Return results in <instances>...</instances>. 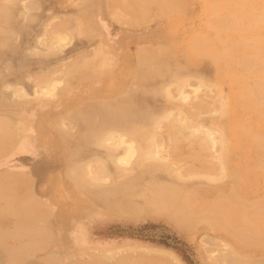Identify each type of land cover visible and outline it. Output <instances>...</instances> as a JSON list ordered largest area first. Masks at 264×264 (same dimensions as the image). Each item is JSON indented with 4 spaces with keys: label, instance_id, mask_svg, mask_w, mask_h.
I'll list each match as a JSON object with an SVG mask.
<instances>
[{
    "label": "rangeland",
    "instance_id": "obj_1",
    "mask_svg": "<svg viewBox=\"0 0 264 264\" xmlns=\"http://www.w3.org/2000/svg\"><path fill=\"white\" fill-rule=\"evenodd\" d=\"M115 13L122 19L114 20ZM102 38L109 48L104 47L103 41L101 43ZM259 43H264V0H0V126L10 125L11 128L6 127L7 134L0 135V150L4 148L0 151V191L3 189L0 194V264H12L16 252L13 248L15 253H9L7 248L16 246L25 249L20 255L22 264H93L95 260L96 264L105 261V264H230L231 256L225 254L228 263L220 253L223 248L245 263L264 259L261 252L264 244L240 241L228 226L204 213L223 196L226 197L222 198L221 202L226 203L223 205L235 208L264 204V140L258 142L252 135H264V108L256 98L251 100L259 106L251 104L240 90L243 80L230 81L225 74L228 67L219 59V53L228 47L235 52L233 56L256 59L260 56L256 48ZM102 47L106 51L104 54ZM96 48L97 51L100 48L103 55L96 54ZM145 50L150 54L146 55ZM95 55L98 56L93 65L102 61V66L98 65L106 66V71L109 69L101 76L94 75L91 70L90 62L95 60ZM157 58L170 66V72L160 78L156 71L162 63L156 64L154 59ZM74 63L75 67L70 69ZM148 64L153 66V72L152 66L148 70L144 68ZM139 66L146 73H152L142 76ZM76 69L82 70V76L77 73L80 79L74 73ZM84 69H89L88 74ZM234 69L236 71L237 67ZM83 74L89 78H83ZM91 75L94 77L90 78ZM76 78L79 80L74 83ZM129 86L133 89L154 86V99L150 88L149 96L142 93L147 89L138 92L140 100H147L149 108L161 121L157 123L159 129L156 126L152 133H156L157 138L161 136L163 141L161 137L156 139H161L159 150L156 148L147 157L148 162L165 158L164 162L170 166L169 170L161 169L153 176L146 173L139 179L140 184H135L143 188H152L158 181L175 184L178 188L175 196L185 206L162 204L160 207L154 203L150 209L136 207L134 214L111 215L106 211L107 206L99 202L105 196H102L105 188L109 190L118 180L120 183L128 178L135 179L145 166H137L139 150L128 151L132 141L121 134L122 130H113L114 135H110L116 137L106 136L102 146L81 139L79 134L83 131L78 108L88 102L106 101L117 89H129ZM75 109L78 111L73 113ZM197 110L200 118L189 114ZM70 112L75 121L71 115L69 118ZM178 118L185 119L184 123L177 121L186 133L181 131L182 139L174 124ZM186 121H191L193 126L185 128ZM172 124L175 126L171 128ZM61 129L70 134L64 132L66 136H63ZM204 130L211 134L208 132L205 136ZM195 133L200 138L191 137ZM169 134H179L176 138L172 136L177 139L175 144ZM207 136L213 141H205V144ZM118 137L127 143L117 144L121 140ZM185 137L189 140H184ZM85 142L89 144L84 145ZM132 144L135 148L136 142ZM77 147L81 148V153L77 151L72 157L71 151ZM109 147L115 150V155L111 153L114 155L112 161L107 157ZM66 150L71 151L67 154ZM151 154L156 155L155 159ZM78 161L82 162L79 163L81 167L83 164V168L88 167L90 173L86 172L91 178H74L72 170L79 169L74 167ZM119 170L121 176L118 174L119 179H116L115 173ZM108 171L111 173L107 174ZM233 174L235 177L231 179ZM129 179L127 181H132ZM88 180L91 188L90 184L83 186L92 189L90 194L86 188L77 187L78 182L83 184ZM208 182L211 183L208 185ZM99 188L103 189L101 195L96 194ZM142 192L136 193L133 200L144 205ZM144 194L150 193L145 191ZM183 197L187 198L186 203ZM27 206L30 211L37 212L33 214L32 211L31 216L35 215L36 221L30 220L27 214L18 217L19 207ZM189 216L191 218L187 219ZM41 225L42 230L45 227L46 234L53 237L39 239L41 245L39 241L31 244L27 238L28 229L35 226L41 229ZM15 229L18 237H15ZM233 257L231 264H238Z\"/></svg>",
    "mask_w": 264,
    "mask_h": 264
},
{
    "label": "bare ground",
    "instance_id": "obj_2",
    "mask_svg": "<svg viewBox=\"0 0 264 264\" xmlns=\"http://www.w3.org/2000/svg\"><path fill=\"white\" fill-rule=\"evenodd\" d=\"M156 1V0H155ZM146 2H147V0H146ZM141 3V2H140ZM139 3V4H140ZM153 4H155L154 3V1H153ZM152 4V5H153ZM115 5V4H114ZM135 5H136V2H135ZM113 6V5H112ZM139 6V5H138ZM114 7H116V6H114ZM111 8V7H110ZM129 8H130V6H129ZM133 8V7H132ZM131 8V9H132ZM131 9H130V11H131ZM145 9V8H144ZM112 10V9H111ZM148 10V9H147ZM109 11H110V9H109ZM114 11H115V9H114ZM114 11H110V12H113L114 13ZM126 11V10H125ZM116 12V11H115ZM128 12V11H127ZM126 12V13H127ZM148 12V11H147ZM112 13V14H113ZM117 13V12H116ZM115 13V15L113 16L112 15V18L113 17H115L114 18V20H121L122 19V17L120 16V15H118V14H116ZM157 13V12H156ZM111 14V13H110ZM125 14V13H124ZM130 15V14H129ZM126 16H127V14H126ZM145 16V15H144ZM87 19V18H86ZM137 20V19H132V18H129V20ZM145 19V18H144ZM113 20V19H112ZM82 21H84V20H82ZM63 28V27H62ZM58 29H59V27H58ZM64 29V28H63ZM98 31V30H97ZM94 32V31H93ZM98 34V33H97ZM96 37H98V36H96ZM56 38V37H55ZM53 40V39H52ZM98 41H100V40H98ZM104 42V47L106 48V47H108V44H106V42H105V40H103V38H102V40H101V43L103 44V42ZM100 43V44H101ZM100 44H98V45H100ZM107 45V46H106ZM104 47H102V51H103V54H104V52H106L105 51V49H104ZM100 48H101V45H100ZM100 48L98 49V51H97V48H96V51H97V53L96 54H98V55H103L102 54V51L100 50ZM109 48V47H108ZM149 49H150V47H148ZM256 48H257V50H258V52L260 53V56L258 57V58H256V59H252V58H248V57H246V58H244V57H238V56H233V53H235L234 51H232V49L231 48H224L220 53H219V59L221 60V62H223L227 67H228V70H226L225 72V74L230 78V81H234V82H238V81H240V80H243L242 81V87H241V92L244 94V95H246L250 100L252 99V98H256V100H258V103H260V106L261 107H263L264 108V58L262 57V54H263V52H264V43H259V44H256ZM147 49V48H146ZM163 49V48H162ZM111 50V49H110ZM152 50V49H151ZM95 51V52H96ZM141 51V50H140ZM147 50H145V51H143L144 53H146V55H147V53H149V51L148 52H146ZM108 52V51H107ZM143 52H141V54H143ZM166 52V51H165ZM94 53V52H93ZM163 53H164V51H163ZM168 53V52H167ZM150 54V53H149ZM149 54H148V56H149ZM166 54V53H165ZM98 55H95V56H93L94 58L96 57V56H98ZM139 55H140V52H139ZM161 56H162V54H160ZM87 57V56H86ZM93 57H91L90 59L92 60V59H94ZM103 58V56H99V58ZM83 58L85 59V56H83ZM88 58H89V56H88ZM98 58V57H97ZM100 58V59H101ZM146 59H147V57H146ZM146 59L144 60V61H146ZM165 59H166V57H165ZM82 60V59H81ZM80 60V61H81ZM86 60H87V58H86ZM104 60H106V59H104ZM152 61H154L156 64H160V63H162L164 60H162L161 58H157V59H151ZM85 61V60H84ZM96 61V58H95V60L94 61H92V62H90L92 65H93V62H95ZM140 61V60H139ZM156 61H158V62H156ZM138 62V61H137ZM142 62V61H141ZM140 62V63H141ZM165 62H166V60H165ZM82 63V65L84 66L85 64H83V62H81ZM85 63V62H84ZM97 64H95L96 65V68L94 67L95 65H93L92 66V68H91V70H93L94 71V75H100V74H102L103 72H105V73H107L108 71H109V69H108V71H106L107 69V67L106 66H103V67H101L102 66V64H100V63H103L102 61L101 62H99L98 63V61L96 62ZM145 63V62H144ZM179 63V62H178ZM77 64V63H76ZM87 64L89 65V63L87 62ZM98 64H100V65H98ZM143 64V63H142ZM142 64H140V65H142ZM166 64V63H165ZM168 64V63H167ZM180 64V63H179ZM112 65V64H111ZM75 67V63H74V65H72L71 67L69 66V68L71 69L72 67ZM98 66V67H97ZM150 64H148V67L146 66V67H144L145 69H149L150 67ZM179 66V65H178ZM177 66V68H179ZM221 66V65H220ZM219 66V67H220ZM237 67V70L235 71V69H234V67ZM78 67V66H77ZM82 66H80V69H83V68H81ZM85 67V66H84ZM86 67H87V65H86ZM93 67L95 68V69H93ZM101 69H100V68ZM106 67V68H105ZM141 67H143V65L141 66ZM141 67L139 66V70L138 71H141L140 73H146V70L143 68V70H145V71H143V70H141ZM68 68V69H69ZM89 68V67H88ZM152 68V69H151ZM150 68V70L152 71L153 70V66ZM173 68H175V67H173ZM173 68H172V70H173ZM86 69H84V71H85ZM66 71H67V76H69L68 75V71L69 70H67L66 69ZM82 70H75L74 71V73L76 72V75L78 76V74L77 73H80L79 75L80 76H82V72H81ZM70 72H71V70H70ZM88 72H89V69H88V71L86 70V73L88 74ZM149 71H147V73H148ZM153 72V71H152ZM152 72H149V73H152ZM170 72V66H167V65H164V63H162L161 65H160V67H158L157 68V71H156V73H157V76H159V78L162 76V75H165L166 76V74H168ZM74 73H72V74H74ZM84 74H85V72H83ZM139 73V74H140ZM146 73V74H147ZM69 74H71V73H69ZM84 74H83V76H84ZM90 74V73H89ZM92 74V75H93ZM137 74V73H136ZM141 74V75H142ZM171 74V73H170ZM250 74H251V76H250ZM91 75V76H92ZM145 74H143L142 76H144ZM148 75V74H147ZM248 75V76H247ZM73 76V75H72ZM80 76H78L79 77V79H80ZM101 76V75H100ZM244 76H247V77H244ZM75 76H73V78H74ZM94 76H92V77H90V78H93ZM164 77V76H163ZM163 77H162V79H163ZM70 78V77H69ZM83 78H89V76L88 77H83ZM144 78V77H143ZM172 78L173 79H175L176 77H175V75H174V77L172 76ZM70 79H72V78H70ZM79 79H77L76 78V80H74V83H76L77 82V80H79ZM85 79H83V80H85ZM145 79V78H144ZM138 81V79H137V77L135 78V81ZM164 80V79H163ZM72 81V80H71ZM178 81V80H177ZM139 82H141V81H139ZM68 84H69V81L67 82ZM132 83H134V81L132 82ZM136 83V85H137V82H135ZM140 85V84H139ZM142 85V84H141ZM141 85L139 86V87H141ZM162 85V84H161ZM164 85V84H163ZM130 87V86H129ZM134 87V86H133ZM136 87V86H135ZM154 86H152V87H149L150 89H152ZM161 88H162V86H160ZM122 88H124V86L122 87ZM132 87H130L129 89H125V90H122L121 88H119V89H117L115 92H114V94L109 98V99H105L106 101H94L93 103H90V102H88V103H86V104H84V106H80V107H82V108H78L79 109V118H80V121H81V126H82V131L83 132H81V134H79L80 136L82 135V137H81V139H85V140H90L91 141V143L90 144H92V142L94 141L96 144H97V146H102V145H100V144H102L103 142H104V140H105V137L106 136H108L109 138H111V137H116V136H113L114 135V132L115 131H113V130H118V132L120 131V130H122V131H124V133L121 131V134L123 135H127L128 136V139H130L132 142H136V146H135V148H134V145L132 144V142H131V146H130V144H129V146H127L126 145V147H129L128 149V151H130V152H132V151H134V150H136V148L139 150V152H138V150H136L137 152H138V156H140L139 158V160L138 159H136V160H138V161H140L139 163H138V167L139 166H145V170L142 172H140V176H138V175H136L135 173V175H136V177H135V179H134V177L133 178H131V179H129V180H132V181H127V180H123L122 182H120L119 183V181L120 180H118V182L116 181V184L114 185V186H112V188H109V190L107 189V191H106V188H105V191L102 189V188H99V189H97V191H98V193H96L97 195H101V193H102V190H103V192H106L105 194L103 193V195L102 196H104V197H102L103 199H102V201H100L99 200V202L100 203H103L104 205H106L107 207V209H106V211L109 213V214H111V215H116V214H129V213H135V208L137 207V208H140V207H142V208H149V207H151V205L152 204H154V203H157V205H159L160 207H161V205L163 204V205H167V206H174V207H177V206H185V204H182V203H180L179 202V200L176 198V196H175V194H176V191H177V186L175 185V184H172V183H161L160 181H158L157 183H153L154 185L152 186V188L151 187H147V188H143V187H140L138 184H140V181H139V179H141V178H143V176L147 173L148 175H150V176H153V175H155L154 173L155 172H160L161 171V169L164 171V170H169L170 168V166H169V164H167V162L165 161L164 162V159H162V158H160V159H162V161L161 160H153L154 162H152V161H150V162H148V160H149V157H147L152 151H154L156 148L158 149V144L161 142V139H162V141H163V138L161 137V139L158 141V140H156V139H159V138H157V136H156V133H155V135L152 133V131H156V129L158 128L159 129V124H157L158 122H159V120L157 119V116H156V114H155V112L154 111H152L150 108H149V103L147 102V100L145 101L144 99L143 100H140L141 98H139V91H143V90H146L145 92H142L143 94H145L146 95V93H147V91H148V89L149 88H146L145 89V87L143 88V89H140V88H137L136 87V89H131ZM142 88V87H141ZM161 88H159V90L161 89ZM157 89V86L155 87V90ZM163 89V88H162ZM158 90V91H159ZM167 90V89H166ZM151 90H149V92H150ZM148 92V93H149ZM152 92H153V89H152ZM157 92V91H156ZM162 92H164V91H162ZM137 93H138V95H137ZM147 93V94H148ZM158 93H160V92H157V94ZM152 94H154L153 95V99H154V96H155V93L153 92ZM152 94H150V95H152ZM243 95V96H244ZM39 95H37V97H38ZM144 96V95H143ZM142 96V97H143ZM148 96H149V94H148ZM145 97H147V96H145ZM135 98V99H134ZM157 98V97H156ZM148 99H149V97H148ZM252 101V103L251 104H254V106H256V105H258V103H255V100H251ZM145 102H147V103H145ZM155 104V103H154ZM199 105H201V102H200V104ZM198 104H197V106H199ZM259 106V105H258ZM202 107V106H201ZM163 108V107H162ZM225 109H226V107H224ZM78 109H75V110H73V113H74V111H78ZM199 109H201V108H199ZM203 109V108H202ZM225 109H222V110H225ZM198 111L199 110H197V112L195 113V112H192V113H189V114H196V116L198 117V118H200L198 115H197V113H198ZM160 112H162V110L160 111ZM222 113L224 112V111H221ZM72 114V112H70V114H69V118H71V117H73L74 118V116H72L71 115ZM162 114H163V112H162ZM161 114V115H162ZM70 115H71V117H70ZM161 115H160V117H161ZM155 116H156V118H155ZM159 116V115H158ZM159 117V118H160ZM189 117H190V115H189ZM192 118V117H191ZM161 119V118H160ZM187 119V118H186ZM61 121H62V118L60 119ZM76 119L74 118L73 119V121H75ZM185 120V119H184ZM182 121V120H180V118H178L177 120H176V122H174V124H176V126L175 125H171V128L173 127V126H175V128H177L179 131H180V138H181V133L182 132H184V131H182L184 128H182L181 129V127L179 126V123H177V121L178 122H180V121H182L183 123L185 122V121ZM195 120V119H194ZM197 120H199V119H197ZM199 121H201V119L199 120ZM198 121V122H199ZM59 122V121H58ZM161 122V121H160ZM159 122V123H160ZM198 122H197V124H198ZM193 123H195V122H193ZM55 124V123H54ZM64 124V123H63ZM77 124V123H76ZM186 124H188L187 125V127H185V128H189V126H190V128L193 126V124H192V122L191 121H186ZM196 124V123H195ZM196 124V125H197ZM214 124V123H213ZM0 125H1V123H0ZM79 125V124H78ZM201 125L203 126V124L201 123ZM156 126H158L157 128H156ZM216 126V125H215ZM7 128L9 127V129L11 130V128H10V125H8V126H6ZM6 127L4 126V125H2V126H0V135L3 133H5V131H8V129H6ZM196 127V126H195ZM211 127H212V124H211ZM78 128H79V126H78ZM175 128H173V129H175ZM198 128H200V127H198ZM213 128V127H212ZM214 129H215V127H214ZM27 130V129H26ZM161 130V129H160ZM186 130V129H185ZM188 130V129H187ZM191 130V129H190ZM203 130V129H202ZM217 130V129H216ZM61 131H62V129H61ZM179 131L177 132V131H175V132H177V133H179ZM182 131V132H181ZM201 131V130H200ZM220 131V130H219ZM59 132H60V130H59ZM64 132L65 131H62L61 133H63V136L66 134V132H65V134H64ZM78 132V131H77ZM76 132V133H77ZM187 132V131H186ZM208 130H207V133H206V131L204 130V133H205V136L208 134ZM79 133V132H78ZM111 133H113V135H110ZM185 133V132H184ZM190 133V132H189ZM210 134H211V132H209ZM5 134H7V133H5ZM13 134V132H11V134H10V132H9V135H12ZM68 134H70L69 132H67V134L66 135H68ZM120 134V135H121ZM183 134V133H182ZM186 134V133H185ZM201 134V133H200ZM14 135V134H13ZM65 135V136H66ZM79 135H77V136H79ZM123 135V136H124ZM170 136V138L172 139L173 137L174 138H176V136L177 137H179L178 135L179 134H177L176 136H173L172 134H169ZM190 135V134H189ZM197 135H199V134H197ZM196 135V133H195V136H191V137H194V138H196V137H199V136H197ZM203 136H204V134H202ZM253 135V137H257V141L259 142V141H262V140H264V135H261V134H252ZM5 136V135H4ZM84 136H85V138H84ZM111 136V137H110ZM127 136H126V138H127ZM173 136V137H172ZM204 136V137H205ZM68 137V136H67ZM72 137V136H71ZM107 137V138H108ZM73 138V137H72ZM71 138V139H72ZM119 138V137H118ZM126 138H124V139H126ZM168 138V137H167ZM166 138V139H167ZM170 138H168V139H170ZM172 139V142H173V144H175V141L177 140V139ZM200 138V137H199ZM211 138H213V135H212V137ZM4 139V138H3ZM7 139V138H6ZM119 139H121V140H119ZM118 140V142H117V144L119 143H124L123 145H125L127 142L125 141V140H122V137H120ZM182 139V138H181ZM180 139V140H181ZM214 139V138H213ZM111 140H113V139H111ZM175 140V141H174ZM184 140H189L188 138H186L185 137V139ZM196 140V139H195ZM198 140V139H197ZM201 140V139H200ZM78 141V140H77ZM115 141V140H114ZM168 142H171V140H167ZM205 141H213V140H210L209 139V137L207 136L206 138H205V140L203 141V143H205ZM75 142V141H74ZM89 142V141H88ZM116 142V141H115ZM114 142V143H115ZM187 142V141H186ZM194 142V141H193ZM177 143H178V141H177ZM208 144H209V142H207ZM211 144L210 145H212V142H210ZM85 144H89V143H87V142H85L84 143V145ZM191 144H193L192 142H191ZM199 144V143H198ZM197 144V145H198ZM206 144V143H205ZM208 144H207V146H208ZM114 145V144H113ZM121 145V144H120ZM161 145H163L162 143H161ZM209 145V146H210ZM89 146V145H88ZM114 146H116V144L114 145ZM206 146V147H207ZM208 146V148L209 149H211L212 147H209ZM79 147H81V146H79ZM79 147H77V149H74L73 148V151H71V150H69V151H65L66 153L67 152H70L71 151V156L73 157V155H75V153H77V151H79L78 153H81L80 152V149L81 148H79ZM123 147V146H122ZM125 147V146H124ZM191 147V146H190ZM79 148V149H78ZM118 148V147H117ZM134 148V149H133ZM200 148V147H199ZM226 148V147H225ZM4 150V148H2L1 147V150ZM84 149H85V147H84ZM88 149V148H87ZM110 149V147L108 148V150ZM127 148H125V150H126ZM171 149V148H170ZM208 149V150H209ZM224 149V148H223ZM0 150V151H1ZM111 150H112V152H111ZM111 150H109V154L107 155V157L109 156V158L111 159V161H112V158H113V156L115 155V150H114V148L112 147V149ZM159 150V149H158ZM114 151V152H113ZM192 151V150H191ZM210 151V150H209ZM212 151V150H211ZM158 152V151H157ZM221 152H222V150H221ZM111 153H113V154H111ZM126 153V152H125ZM127 153H129V152H127ZM154 153V152H153ZM152 153V154H153ZM214 153V152H213ZM68 154V153H67ZM106 154H107V151H106ZM131 154V153H130ZM150 155V157L151 156H153V155ZM155 154V153H154ZM157 154V153H156ZM211 154H212V152H211ZM3 155V154H2ZM189 155V154H188ZM188 155H186V156H188ZM119 156V155H118ZM127 156V155H126ZM156 156V155H155ZM155 156H153V158L155 159ZM198 156V155H197ZM219 156V155H218ZM221 156V155H220ZM98 157V156H97ZM128 157H131V156H128ZM193 157V156H192ZM191 157V159H193ZM201 157V156H200ZM108 158V159H109ZM152 158V157H151ZM159 158V157H158ZM157 157H156V159H158ZM199 158V157H198ZM203 158V157H202ZM219 158V157H218ZM115 159H116V157H115ZM126 159V158H125ZM124 159V160H125ZM223 161L225 160V157H222L221 158ZM71 160V159H70ZM73 160V159H72ZM84 160V159H83ZM82 159H81V161H83ZM113 160H114V158H113ZM121 160V159H120ZM122 160H123V158H122ZM129 160V159H128ZM147 160V161H146ZM151 160V159H150ZM195 160V159H194ZM208 160H210V163H211V159H208ZM215 160V159H214ZM81 161H78V164L80 163V164H82V162ZM85 161V160H84ZM98 162H99V160H97ZM116 161H118V160H116ZM115 161V162H116ZM127 161V160H126ZM217 161V160H216ZM219 161V160H218ZM222 161V162H223ZM87 162V161H86ZM120 162H123V161H120ZM119 162V163H120ZM206 162H207V160H206ZM84 163V162H83ZM88 163V162H87ZM90 163V162H89ZM88 163V165L90 166V164ZM119 163H117V164H119ZM145 163H148V164H145ZM194 163V162H193ZM218 163V162H217ZM77 163L74 165V167L76 166H78L79 167V169L78 170H75L74 169V167H72L74 170H72V171H74L75 173H74V178L77 180V179H80V177H81V179L83 180V178L82 177H85L86 179H88V178H91L90 176L88 177V174L90 173V172H88V171H90V170H87L88 169V167L86 166V168H83V166H85V164H83V166L81 167V165L79 166ZM115 164V163H114ZM137 164V163H136ZM208 164V163H207ZM215 164H216V162L215 163H213V166H214V168H215ZM219 164V163H218ZM220 165H221V162H220ZM222 165H223V163H222ZM93 166V165H92ZM135 166V165H134ZM192 166V165H191ZM194 166V165H193ZM219 166V165H218ZM75 167V168H76ZM81 167V168H80ZM96 167V166H95ZM101 167H103L102 166V164H101ZM137 167V168H138ZM146 167H148V168H146ZM189 167V166H188ZM222 167H224V166H222ZM90 168V167H89ZM117 168H118V166H117ZM122 168V167H121ZM131 168H132V166H131ZM143 168V167H142ZM193 168V167H192ZM217 168V167H216ZM225 168V167H224ZM70 169V171H71V168H69ZM68 169V170H69ZM102 169V168H101ZM100 169V170H101ZM144 169V168H143ZM227 169V168H226ZM109 170V169H108ZM117 170V169H116ZM172 170V169H171ZM184 170V169H183ZM186 170V169H185ZM195 170V169H194ZM88 172V174H87V172ZM95 171V170H94ZM120 171L121 170H119V173H115V175H116V177L118 176V174H119V176H121V173H120ZM130 171H132L131 169H130ZM135 171V170H134ZM181 171V170H180ZM101 172H102V170H101ZM105 172V171H104ZM110 171H108L107 172V174H110L109 173ZM124 172V171H123ZM187 172V171H186ZM210 172V171H209ZM225 172L227 173V171L225 170ZM103 173V172H102ZM125 173H127L126 171H125ZM189 173H190V171H189ZM193 173V172H192ZM222 173H224L223 171H222ZM225 173V174H226ZM133 174V175H134ZM176 174V173H175ZM191 174V173H190ZM202 174V173H201ZM228 174V173H227ZM236 174V173H235ZM235 174H233L232 175V177H231V179L233 178V176L235 177ZM99 175V174H98ZM183 175V174H182ZM209 175V174H208ZM112 176H113V173H112ZM118 176V177H119ZM175 176V175H174ZM176 176H177V174H176ZM180 176V175H179ZM88 177V178H87ZM97 177V176H96ZM104 177V176H103ZM116 178V179H119V178ZM145 177V176H144ZM206 177V176H205ZM73 178V179H74ZM113 178V177H112ZM179 178V177H178ZM216 178V177H215ZM5 180H6V178H4ZM8 179H10L9 177H8ZM16 179V178H15ZM14 179V180H15ZM80 179V180H81ZM85 179V180H86ZM126 179V178H125ZM152 179V178H151ZM188 179V178H187ZM213 179H214V177H213ZM92 180V179H91ZM99 180V179H98ZM9 181V180H8ZM74 181V180H73ZM89 181L90 180H88L87 182L88 183H86V182H83V184H81V183H79L78 181V183L77 184H79V186H77L78 188H80V187H83V188H86V187H84L83 185H85V186H87V184H90L89 183ZM134 181V182H133ZM153 182H154V180H152ZM205 181V180H204ZM211 181V180H210ZM216 181H218V180H216ZM227 181V180H226ZM231 181V180H230ZM135 182H138V184H135ZM179 182V181H178ZM206 182H207V180H206ZM222 182V181H221ZM7 183V182H6ZM184 184H185V182H183ZM209 183H211V182H208V185H209ZM75 184H76V182H75ZM191 184V183H190ZM99 185V184H98ZM186 185V184H185ZM195 185V184H194ZM88 186H90L89 188H91V184L90 185H88ZM87 186V187H88ZM96 186H97V184H96ZM201 186V185H200ZM203 186V185H202ZM81 189V188H80ZM101 189V191L99 192V190ZM84 190V189H83ZM87 190H89V189H87L86 188V192L88 193L89 192V194L91 193V190H89V191H87ZM3 191V190H2ZM85 191V190H84ZM110 191H112V192H110ZM139 191H143L144 193H145V191H146V193L147 192H149L150 194H144L143 192V196H141L142 197V199L144 200L143 202H144V205L143 204H141V203H139V202H135L133 199H134V197L133 196H135L136 195V193H138ZM1 192V191H0ZM108 192V193H107ZM110 192V193H109ZM180 192V191H179ZM2 193V192H1ZM95 193H93V194H95ZM232 193V192H231ZM179 194V193H178ZM177 194V195H178ZM92 195V194H91ZM231 195V194H230ZM99 197V196H98ZM185 197H187V196H185ZM33 198V197H32ZM217 199H218V197H216ZM223 199H225L226 197L225 196H223L222 197ZM222 198H220V200L217 202V203H213L211 206H210V208L209 209H206V211L204 212L205 214H207V217H209V218H211L212 220H215V221H218V223H221L223 226H228L233 232H234V234H235V236L240 240V241H242V242H247V243H250V244H258V245H261V244H264V204H260L259 203V205H255V206H253V207H250V206H247V205H240V206H237L236 208L235 207H232V206H225V205H223V204H226V203H223V202H221L222 201ZM183 199H184V202H185V199H187V198H184L183 197ZM32 200V199H31ZM30 200V201H31ZM213 200H215V199H213ZM38 201H39V199H38ZM230 201V200H229ZM27 202H29V201H27ZM34 202L36 203L37 201H36V199L34 200ZM219 202H221V203H219ZM232 202V201H231ZM248 202H250V201H248ZM107 203V204H106ZM186 203V202H185ZM14 204V203H13ZM18 204V203H17ZM31 204V203H30ZM33 204V203H32ZM37 204V203H36ZM39 204V203H38ZM8 205V204H7ZM19 205V204H18ZM22 205H25V204H22ZM29 205V204H28ZM42 205V204H41ZM254 205V204H253ZM19 206H21V205H19ZM34 206H35V204H34ZM195 206V205H194ZM40 207V206H39ZM20 208V207H19ZM27 208H28V210H27ZM27 208L26 207H24V208H20V212L18 211V217L19 216H21V214L23 215V214H25V216H26V214H27V216L29 215L30 217L34 214V212H35V210L33 211V210H29L30 208L27 206ZM32 208V207H31ZM34 208H36V207H34ZM46 209V208H45ZM44 209V210H45ZM150 209V208H149ZM137 210L138 209H136V213H138L137 212ZM164 210V209H163ZM32 211H33V214H32ZM144 211V210H143ZM159 211V210H158ZM168 211V210H167ZM186 211H188V209L186 210ZM15 212H16V210H15ZM164 212V211H163ZM36 214H37V212H35ZM46 213H47V215H48V210H46ZM20 214V215H19ZM177 214V213H176ZM15 215H16V213H15ZM192 215V214H191ZM194 216V215H193ZM198 216V215H197ZM204 216V215H203ZM29 217V218H30ZM43 218V217H42ZM172 218H173V215H172ZM177 218V217H176ZM175 218V219H176ZM187 219H190L191 218V216H189V217H186ZM201 218V217H200ZM24 219V218H23ZM32 219H34L35 221H36V217H35V215L33 216V217H31V219L30 220H32ZM38 219V218H37ZM194 219V218H193ZM26 221H29V220H26ZM33 223H34V221H32ZM202 222V221H201ZM206 222V221H205ZM226 222H228V224L226 223ZM19 223L20 222H18L17 221V230L19 231ZM22 223V222H21ZM206 224V223H205ZM205 224H202V225H205ZM208 224V223H207ZM40 225V224H39ZM198 225H200V224H197V226ZM209 225V224H208ZM27 227L29 226V225H26ZM37 226H38V224H37ZM37 226H35V227H32L31 229H28V230H30V235H28L27 236V238L28 239H30L31 240V244H32V242H33V244L35 245V243L36 244H38V241H39V239H41V241L44 239V238H46V239H48V240H50L49 238L50 237H53V235L51 236V234H50V236L48 235V234H46V233H48L47 232V230H45L46 228L44 227L43 228V230H42V225H41V229L39 228V227H37ZM196 226V227H197ZM207 226V225H206ZM21 227H22V225H21ZM25 227V225L23 226V228ZM195 227V228H196ZM208 227V226H207ZM210 228V227H209ZM26 229V227L24 228V230ZM16 230V229H15ZM17 230L15 231V232H17ZM22 230V229H21ZM23 230V231H24ZM45 230V231H44ZM48 231H49V229H48ZM29 232V231H28ZM51 232V231H50ZM24 233V232H23ZM43 235H45V236H43ZM15 237H18V232H17V234H15ZM15 240V239H14ZM20 241V240H19ZM40 242V241H39ZM44 242V241H43ZM28 243V242H27ZM217 243V242H216ZM31 244H29V245H31ZM40 245H41V242L39 243ZM243 244H245V243H243ZM29 245H28V247H29ZM39 245V246H40ZM218 245V244H217ZM222 245H224V244H222ZM242 244H240V246H241ZM213 246H214V244H213ZM216 246V245H215ZM217 248V247H216ZM218 249V248H217ZM221 249V248H220ZM14 250H15V252H16V255H15V257L13 258V260H12V264H17V263H19V262H21V260H22V258L20 257V255L21 254H23L22 253V251H23V249H20L19 247H15L14 248ZM14 250L13 249H10V247H8L7 248V251L9 252V253H13L14 252ZM227 250V249H226ZM224 248H223V250H222V252H220L222 255H223V257L225 256V254H228V257H229V255L231 256L230 257V264L232 263V256H234L235 257V255H232V254H229V252H227ZM154 251V250H153ZM14 252V253H15ZM58 252V251H57ZM57 252H56V254H57ZM140 252V251H139ZM157 252V251H156ZM223 252H227V253H224L223 254ZM261 252H262V254H263V256H264V249H261ZM24 253H25V250H24ZM50 253H52V252H50ZM145 253V252H144ZM92 255H93V253H92ZM102 255V254H101ZM166 255V254H165ZM222 255H220L219 256V258L222 256ZM27 256V255H26ZM62 256V255H61ZM70 256V255H69ZM168 257H169V255H167ZM28 257V256H27ZM101 257V256H100ZM125 257H127V256H125ZM125 257H123V258H125ZM222 257V258H223ZM226 257V261L225 262H228L227 261V256H225ZM233 257V258H234ZM47 258V257H46ZM81 258V257H80ZM84 258V257H83ZM91 258H95V256H92ZM104 258V257H103ZM170 258V257H169ZM173 258V257H172ZM55 259H57L58 260V258H55ZM62 259H63V257H62ZM108 259H109V257H108ZM117 259V258H116ZM224 259L225 258H223V262H224ZM235 259H236V257H235ZM86 260V259H85ZM95 260V259H94ZM94 260H92V261H94ZM129 260V259H128ZM170 260V259H169ZM220 260L222 261V259L220 258ZM239 263L238 264H250V263H252V264H264V259H261V260H252L251 262H246L245 263V261L243 260V262H242V260H240V258L238 257L237 259H236ZM105 261V260H104ZM120 261V260H119ZM127 261V260H126ZM218 261V260H217ZM241 261V262H240ZM107 261H105V263H106ZM121 262H123V259L121 260ZM219 262V261H218ZM87 263V262H86ZM89 263V262H88ZM87 263V264H88ZM104 263V264H105ZM118 263V262H117ZM124 263H125V260H124ZM229 263V262H228ZM53 264V263H52ZM83 264H85V263H83ZM93 264H96V260L94 261V263ZM178 264V263H177ZM225 264H227V263H225Z\"/></svg>",
    "mask_w": 264,
    "mask_h": 264
},
{
    "label": "crops",
    "instance_id": "obj_3",
    "mask_svg": "<svg viewBox=\"0 0 264 264\" xmlns=\"http://www.w3.org/2000/svg\"><path fill=\"white\" fill-rule=\"evenodd\" d=\"M29 130V129H28ZM30 132V131H29ZM0 190H1V188H0ZM3 190V189H2ZM5 191H7L8 192V195L10 196V197H12L13 199H16L15 197H14V194L12 193V192H10V191H8V190H6L5 189ZM3 192V191H2ZM17 192V189H15L14 190V193H16ZM0 194H1V192H0ZM1 196V195H0ZM17 200V199H16ZM20 208H24V207H20ZM2 215V213L0 214V216ZM18 222H20L19 221V219H18ZM30 242H31V240H30ZM33 243V242H32ZM13 248H15V247H10V249H13ZM20 249H23V251H22V253L24 252V248H22V247H19ZM37 250V249H36ZM24 261H22L21 262V264L23 263Z\"/></svg>",
    "mask_w": 264,
    "mask_h": 264
}]
</instances>
